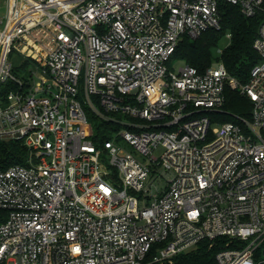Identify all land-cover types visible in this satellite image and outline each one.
<instances>
[{
    "label": "built area",
    "instance_id": "1",
    "mask_svg": "<svg viewBox=\"0 0 264 264\" xmlns=\"http://www.w3.org/2000/svg\"><path fill=\"white\" fill-rule=\"evenodd\" d=\"M220 2L264 12L0 0V142L30 154L0 169V264H161L217 239L234 245L217 264H264V21L245 84L220 61L169 65L183 38L219 29ZM226 89L251 101L250 120L213 119ZM93 119L119 127L101 147Z\"/></svg>",
    "mask_w": 264,
    "mask_h": 264
},
{
    "label": "trees",
    "instance_id": "2",
    "mask_svg": "<svg viewBox=\"0 0 264 264\" xmlns=\"http://www.w3.org/2000/svg\"><path fill=\"white\" fill-rule=\"evenodd\" d=\"M218 14L219 29H209L195 40L183 38L178 43L170 63L180 61L203 72L214 62L220 61L231 77L238 83L245 84L251 69L258 62L253 42L260 24L264 21V12H258L254 17L248 18L241 14L238 7L220 2ZM227 34L230 35V40L218 58L215 55L216 49ZM224 98L222 110L213 115L215 121L223 124L236 123L239 119L250 120L252 103L247 97L237 90L226 89ZM92 126L94 142L98 147L110 138L111 131L119 129L116 125L97 119H93ZM29 155V151L18 142H0V169H6L12 165L27 166ZM6 216L7 213L0 210V223L6 220ZM233 247L234 245L225 239L203 241L192 251L180 254L171 261L161 264H217L215 258L217 253L224 248ZM146 264L154 263L148 259Z\"/></svg>",
    "mask_w": 264,
    "mask_h": 264
},
{
    "label": "rangeland",
    "instance_id": "3",
    "mask_svg": "<svg viewBox=\"0 0 264 264\" xmlns=\"http://www.w3.org/2000/svg\"><path fill=\"white\" fill-rule=\"evenodd\" d=\"M1 14V13H0ZM227 40L223 39L221 40V42L219 43L218 49L219 50H223L226 46H227ZM215 55H217V52H215ZM185 64L183 62L180 61H175L171 66V71H173L174 73H176L178 71L179 68H181L182 66H184ZM162 183H164V181H162Z\"/></svg>",
    "mask_w": 264,
    "mask_h": 264
}]
</instances>
